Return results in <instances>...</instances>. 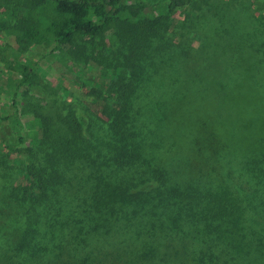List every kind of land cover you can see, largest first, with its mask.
I'll return each instance as SVG.
<instances>
[{
	"label": "rangeland",
	"instance_id": "1",
	"mask_svg": "<svg viewBox=\"0 0 264 264\" xmlns=\"http://www.w3.org/2000/svg\"><path fill=\"white\" fill-rule=\"evenodd\" d=\"M18 1L0 0V18H10L8 9L17 6ZM128 2L144 5L141 16H165L169 25L167 29L161 26L155 34H149L144 55L138 63L139 73L133 89L142 97L136 100L135 106L142 109H150L148 94L159 96L163 91L170 92L180 86V82L167 84L171 82L170 75L167 81L156 82L160 77L154 74L153 67L158 64L160 68L163 60L172 64L171 51L187 46V55L180 57L177 63L182 71L179 80L197 71L203 23L212 22L230 39L257 44L264 51V0H188L186 6L174 14H167L166 0ZM120 17L127 21L130 14L124 11ZM129 42L127 36L116 34L111 28L92 39L84 54L76 53L71 46L57 48L49 38L24 49L16 43L10 29L0 28V160L6 159L5 163L0 162V264L6 263L2 259L12 252L15 235L25 219L16 198L9 196L13 186L20 182L17 160L31 162L35 154L40 163H48V160L45 162V145L40 144L43 137L40 115L60 123V115L72 111L84 141H80V147L91 142L100 147L102 153L106 151L104 142L109 125L102 111L118 97L110 73L130 52ZM160 54L163 56H158ZM153 59L155 63L150 66ZM21 62L33 63L31 80L24 84L20 82L22 74L17 68ZM166 69L168 66H162L161 73ZM122 71L129 76V68L123 67ZM94 89L106 95L107 100L101 98L103 95L98 97L92 93ZM129 114L132 127L139 133L146 164L150 166L136 163L115 171V177L152 188L159 182L146 178L149 172L142 174L141 170L158 166L166 172L167 184L180 189L187 184L211 187H216L220 181L230 184L242 196L244 204L247 203L246 215L249 222L253 220L256 224L258 234L251 237L245 226L243 231L249 242L239 246L238 252L232 251L227 237L220 242L212 240V235L186 216V209L181 206L178 210L173 207L163 210L162 220L170 225L165 228L160 227L158 219L152 225L142 219L130 230L124 231L123 225L120 228L113 224L109 232L101 226L95 228L97 232L88 240L74 237L78 230H87L90 224L83 208L90 198L92 180L89 160L83 157L71 162L68 156L60 158L64 181L56 188L46 211H41L39 216L43 223L37 239L40 245H47L43 255L53 252L55 256L48 264H128L127 250L153 240L156 242L152 243L160 245L158 255H167V258L160 260L158 256L148 264H210L215 251L224 264H254L249 256L260 257L257 241L259 237L264 241V182L246 173L242 162L243 155L264 137V101L220 114L185 115L178 111L151 114L150 110L146 114ZM7 115L8 118H3ZM89 150L92 155L93 150ZM65 160L70 163H63ZM1 216L5 217L1 219ZM173 216L176 220L172 222ZM36 217L32 215L30 219L34 221ZM5 251H9L8 255L1 253ZM261 261L264 264L262 258Z\"/></svg>",
	"mask_w": 264,
	"mask_h": 264
},
{
	"label": "trees",
	"instance_id": "2",
	"mask_svg": "<svg viewBox=\"0 0 264 264\" xmlns=\"http://www.w3.org/2000/svg\"><path fill=\"white\" fill-rule=\"evenodd\" d=\"M128 1L131 0H19L17 6L8 9L10 18H0V28L10 29L16 43L24 49L49 38L57 48L71 46L76 53L84 54L92 39L111 28L116 34L127 36L130 40V52L124 61L114 65L115 68L110 73V80L118 92V97L112 105L107 101L109 106H105L102 111L109 125L108 138L104 142L106 151L102 153V149L91 145V142L88 143L90 147L84 144L80 147V141H84L79 122L72 111L65 116L60 115V123H54L48 116L40 115L43 133L40 144L45 145L43 150L45 162L48 160V163H40L35 154L31 162L17 160L20 165V182L13 186L9 196L16 198L15 202L23 210L21 215L27 220L25 222L23 219V227L15 235L12 252L9 255L10 250L1 252L8 255L2 259L5 264H12L11 261L17 264H48L55 258L53 252L43 255L47 245H40L41 241L37 239L43 223L39 216L41 211H46L48 203L52 202L53 193L64 181L60 158L66 159L68 156L71 162L83 157L89 160L92 180L90 198L88 197L85 208L82 207L90 224L87 230H78L74 237H85L88 240L97 232L98 229L95 228L101 226L109 232L113 224L120 228L123 225L124 231L130 230L142 219L147 220L149 225L158 219L160 227L165 228L170 225L162 220V214L165 213L163 210L168 207L178 210L181 206L185 207L186 216L203 226L207 234L212 235V240L215 238L220 242L227 237L232 251L238 252L239 246L249 242L243 231L245 226L251 237L258 234L256 224L253 220L249 222L246 215L247 203L244 204L242 196L230 184L222 181L216 187L187 184L180 189L167 184V174L158 166L141 170L142 174L149 172L146 178L159 182L152 188L150 185L139 187L129 184L126 179L114 176L115 171L136 163L146 164L143 146L138 140L139 133L131 124L130 112L146 114L150 110L151 114L171 111L185 115L220 114L224 110L264 101V51L257 44L234 41L218 25L206 22L200 25L202 31L199 39V60L194 75H187L179 80L182 71L177 63L180 57L187 55V46L171 51L174 61L172 64L169 60L162 61L163 67L168 66L163 74L160 70L162 66L158 68L156 63L153 67L154 74L160 77L156 82L167 81L166 77L170 75L171 82L167 84L170 86L180 82V86L172 88L170 92L163 91L159 96L148 94L150 109L135 106L136 100L142 97L139 93H134L133 82L137 80L138 63L144 55L143 48L147 45L148 36L155 34L157 28L162 26L167 29L169 25L164 20L165 16H141L144 5ZM187 3L188 0H166L167 14L176 13ZM124 11L130 14L127 21L120 17ZM151 61L150 66L155 63L154 59ZM32 65L33 63L23 62L17 64L22 74L21 84L31 80ZM123 67L129 68V76L123 73ZM173 71L178 72L173 74ZM205 71L211 72L206 74ZM92 91L98 97L103 95L96 89ZM101 98L107 100L106 95ZM12 102L17 111L14 95ZM8 117L9 115L3 118ZM89 148L93 150L92 155ZM243 157L242 167L246 173L257 181L264 182V137L258 139L255 147ZM5 161L3 158L0 160L1 163ZM62 162L70 163L67 160ZM142 177L144 176L140 178ZM194 177L197 176L191 178ZM32 215L37 216L34 221L30 219ZM2 217L5 216H1V219ZM172 218V222L176 220V216ZM152 242L155 243L156 240ZM152 242L132 246L131 250L126 249V262H154L153 259L160 256L158 253L161 249L159 243ZM257 242L260 257L251 254L249 258L255 261L254 264H262L264 241L259 237ZM219 256L221 255L215 251L210 258V264H224L225 261H220ZM160 257V260H166L167 255Z\"/></svg>",
	"mask_w": 264,
	"mask_h": 264
}]
</instances>
